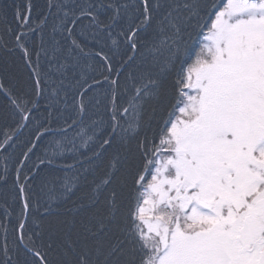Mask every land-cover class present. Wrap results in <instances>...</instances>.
<instances>
[{
  "label": "snow or ice",
  "instance_id": "1",
  "mask_svg": "<svg viewBox=\"0 0 264 264\" xmlns=\"http://www.w3.org/2000/svg\"><path fill=\"white\" fill-rule=\"evenodd\" d=\"M0 56V264H264V0H0Z\"/></svg>",
  "mask_w": 264,
  "mask_h": 264
},
{
  "label": "trees",
  "instance_id": "2",
  "mask_svg": "<svg viewBox=\"0 0 264 264\" xmlns=\"http://www.w3.org/2000/svg\"><path fill=\"white\" fill-rule=\"evenodd\" d=\"M15 2L18 4H24V3H26V0H15ZM37 2L42 3L43 0H37ZM9 19H11V16H9ZM13 60L15 61L16 64H19V61L16 58H13ZM4 63H5V58L3 56H0V67H3ZM5 83L6 84L8 83L7 79L5 80ZM2 102H3V98L0 97V103H2ZM19 151H20V149L18 148L16 155L19 154ZM37 151H39V150H37ZM0 163H2V161H0Z\"/></svg>",
  "mask_w": 264,
  "mask_h": 264
}]
</instances>
